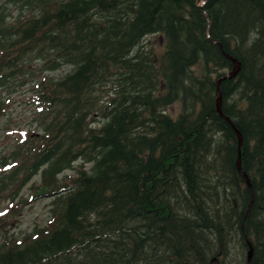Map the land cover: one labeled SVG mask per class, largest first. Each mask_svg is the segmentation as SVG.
I'll use <instances>...</instances> for the list:
<instances>
[{
	"label": "trees",
	"instance_id": "obj_1",
	"mask_svg": "<svg viewBox=\"0 0 264 264\" xmlns=\"http://www.w3.org/2000/svg\"><path fill=\"white\" fill-rule=\"evenodd\" d=\"M19 79L35 128L1 188L32 182L50 219L0 264H264V0H0V87Z\"/></svg>",
	"mask_w": 264,
	"mask_h": 264
},
{
	"label": "rangeland",
	"instance_id": "obj_2",
	"mask_svg": "<svg viewBox=\"0 0 264 264\" xmlns=\"http://www.w3.org/2000/svg\"><path fill=\"white\" fill-rule=\"evenodd\" d=\"M12 15L17 13L13 6H8ZM10 18V17H9ZM144 43L152 46L155 55H161L165 50L166 38L163 34H152L144 39ZM31 66L36 62L29 61ZM68 71L63 67L56 72H50L55 76L64 75ZM32 83L28 80L22 84L14 80L10 84L0 87V100L2 101V115H0V161L1 157L10 151V148L20 130L34 129L35 105L32 100ZM179 111V104L174 103L168 108V112L175 116ZM1 167V166H0ZM3 171V169H2ZM73 170H67L63 174H72ZM60 174L59 177H62ZM2 177L0 169V179ZM33 181L39 183V176ZM28 183L19 192L15 199L10 197V188L2 186L0 180V241L13 237L21 239L36 227H44L50 219V201L52 196L31 198L34 188ZM22 200V201H21ZM27 200V201H26ZM26 201V202H24Z\"/></svg>",
	"mask_w": 264,
	"mask_h": 264
},
{
	"label": "water",
	"instance_id": "obj_3",
	"mask_svg": "<svg viewBox=\"0 0 264 264\" xmlns=\"http://www.w3.org/2000/svg\"><path fill=\"white\" fill-rule=\"evenodd\" d=\"M219 46L221 47V45H219ZM224 54L226 55V57H227L228 59L232 60L233 63H234V69H233V70L229 73V75H228V77H233V76H235V74H236V72H237V70H238V63H237V61H236L235 59H233V58H232L231 56H229L228 54H226V53H224ZM216 109H217V112H218L221 116H223V117L225 118V120L228 121V123H230V124L232 125V123H231V121L229 120V118H228V117H225V116L223 115L222 111H221V98H220L219 95L216 97ZM236 133H237V137H238V149H239V148H240V145H241V136H240V134H239L238 131H236ZM237 169H238V171H241V165H240V159H239V156H238V160H237ZM245 180H246V184H247V186H248V188H249V190H250V192H251V202H252L253 192H252V189H251V184H250V181H249V179L247 178V176H245ZM251 202L249 203V207H248V210H247L246 216H247V214H248V211H249V208H250ZM246 216H245V218H246ZM245 218H244V219H245ZM251 256H252V249H251V247H250L249 250H248V254H247V264H250V263H251Z\"/></svg>",
	"mask_w": 264,
	"mask_h": 264
}]
</instances>
